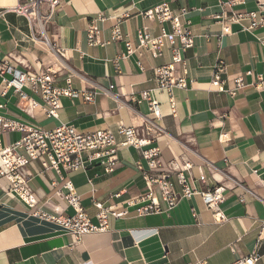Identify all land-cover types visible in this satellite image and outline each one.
Masks as SVG:
<instances>
[{
  "label": "crops",
  "instance_id": "crops-1",
  "mask_svg": "<svg viewBox=\"0 0 264 264\" xmlns=\"http://www.w3.org/2000/svg\"><path fill=\"white\" fill-rule=\"evenodd\" d=\"M28 1L0 0V61L31 74L51 69L57 87H65L70 80L77 90L99 87L102 91L95 104L61 99L58 119H52L45 115L41 97L28 88V96L41 106L36 110L21 103L13 89L4 96L0 78V116L44 131L61 124L79 133L111 131L118 142L124 139L117 134L120 125L138 129L147 142L142 150L159 148L164 164L177 160L182 167L190 165L197 189H225L220 208L227 221L217 223L199 196L182 200L169 213L139 217L137 207L130 203L147 188L137 167H149L142 152L129 147L116 156L119 165L112 175L96 165L85 172L64 173L92 224L99 223L94 201L106 208L115 206V212L128 211L123 218L109 215L108 231L84 235L79 241L57 223L33 216L17 199L7 197L6 183L0 182V264H232L251 254L257 255L256 264H264V84L255 87L256 76L264 73V27H253L254 21L264 19V10L258 9L257 1L61 0L45 30L48 42L37 25L9 12ZM163 4L173 10H190L195 46L186 51V71L177 67L176 74L185 75L189 87L175 91L176 112L167 94H153L160 105L157 119L140 95L155 88L153 71L171 62V52L166 48L154 57L138 49V31L147 27L155 36L160 33L158 24L142 14ZM239 15L244 17L232 22ZM100 16L106 20L99 22ZM93 21L103 45L89 44ZM117 22L123 40L112 42L111 31ZM126 42L135 53L120 61L118 72L113 61L127 52ZM219 62L225 63V71L216 76ZM5 78L10 80L12 75ZM238 78L245 87L231 95L228 91L235 88ZM215 79L219 86L213 85ZM22 137L17 132L6 133L2 142L8 147ZM26 172L39 209L56 218L74 215L57 195L60 178L53 171H45L36 161ZM202 174L209 180L205 185L198 182Z\"/></svg>",
  "mask_w": 264,
  "mask_h": 264
},
{
  "label": "built area",
  "instance_id": "built-area-1",
  "mask_svg": "<svg viewBox=\"0 0 264 264\" xmlns=\"http://www.w3.org/2000/svg\"><path fill=\"white\" fill-rule=\"evenodd\" d=\"M256 1L258 9L263 11L264 0ZM60 4L61 0H29L26 4L9 9V12L25 17L31 26L37 25L43 39L48 42L45 30ZM189 14L188 8L173 10L168 4L160 5L142 14L145 19L158 24L160 33L155 36L147 27L140 29L138 31V49L150 51L154 57L161 56L166 48H170L171 52V62L168 65L157 67L153 71L155 88L144 91L140 95V99L148 104L151 115L157 119L160 118V105L154 99L153 94L156 91L167 94L172 111L175 113V91L178 89L187 90L189 87L187 77L176 74L178 66L184 72L186 71L188 64L185 58L186 51L195 46L191 21L188 19ZM249 16L253 20L256 19L255 13H250ZM243 17L244 15H239L231 20L239 22ZM125 18H129V15H125ZM219 18L223 19V16ZM105 20L102 16L98 18L99 22ZM257 26L264 27V19L259 22L254 21L253 27ZM228 32L227 28L225 33ZM99 34L100 31L93 21L88 31V40L91 46L104 44L99 41ZM121 40L123 37L119 22H117L112 27L111 41ZM261 43L264 45V41ZM126 47L127 52L113 61L118 72L121 70L120 61L135 53L130 42H126ZM224 71L225 63L219 62L215 66L214 74L217 76ZM7 74L12 75V79H6L5 75ZM0 78L5 85L2 93L4 96L7 90L13 89L21 103H28L30 110H36L41 106L28 96L25 91L28 88L34 95L41 97L44 102L45 115L52 119H58L61 99L82 100L86 104H95L98 94L102 91L99 87L77 90L70 80H67L65 87H57L55 73L51 69L44 73L31 74L17 71L10 66L8 61H0ZM256 78L255 87L260 89L264 84V73L257 75ZM219 84L220 82L215 79L213 85L219 86ZM244 87L243 79L238 78L235 81V88L229 90L228 93L233 95L235 90ZM218 90L225 92L223 87H219ZM133 102L137 103L138 98L134 97ZM15 132L22 134V139L11 146L4 147L2 136ZM140 133L138 129L120 125L117 134L124 139L122 142H118L115 133L111 131L79 133L73 126L65 124L59 125L52 131H44L39 127H31L0 116V182L6 183V186L3 187L4 193L7 197L21 202L33 216L43 221L57 223L77 241L87 234L106 232L110 229L109 215L123 218L128 215V211L115 212V206L106 208L102 202L94 201V207L98 210L99 223L98 225L92 224L73 183L64 177V173L85 172L89 167L96 165L101 166L106 175H112L119 165L116 156L120 150L134 147L142 152V157L148 162L149 167V170H145L140 164L137 167L147 188L145 194L130 203L131 206L137 207L136 214L139 217L169 213L176 209L182 200H192L193 197L199 196L205 206L214 213L217 223L226 222L227 219L220 208L225 201V189L223 187L197 189L190 175V165L186 164L182 167L177 160L164 164L159 148L142 150L147 142L140 138ZM36 161L42 163L45 171H53L60 178L61 189L58 190L57 195L74 210L73 216L56 218L38 208V199L29 186L31 176L26 172L27 166ZM198 182L205 185L209 180L202 174ZM238 186L241 185L238 184ZM63 190L67 193L63 194ZM246 192L254 195L250 190H246ZM115 197H120V194ZM242 202H244L243 199ZM192 212L193 217L196 218L195 210L192 209ZM257 261V255L251 254L237 259L232 264H256Z\"/></svg>",
  "mask_w": 264,
  "mask_h": 264
}]
</instances>
